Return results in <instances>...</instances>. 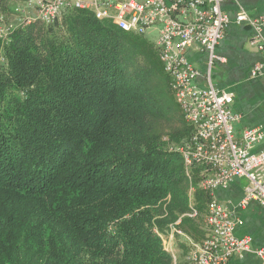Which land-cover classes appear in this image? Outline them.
I'll use <instances>...</instances> for the list:
<instances>
[{"label": "trees", "instance_id": "trees-1", "mask_svg": "<svg viewBox=\"0 0 264 264\" xmlns=\"http://www.w3.org/2000/svg\"><path fill=\"white\" fill-rule=\"evenodd\" d=\"M191 135L149 35L73 8L0 37V264H192L214 194Z\"/></svg>", "mask_w": 264, "mask_h": 264}, {"label": "built area", "instance_id": "built-area-1", "mask_svg": "<svg viewBox=\"0 0 264 264\" xmlns=\"http://www.w3.org/2000/svg\"><path fill=\"white\" fill-rule=\"evenodd\" d=\"M223 0H26L25 13L19 24L41 20L53 23L66 9H82L94 13L98 19H108L117 27L136 34L157 30L155 40L171 91L192 129V135L179 149L186 166L205 167V176L199 185L214 192L227 188L237 179L245 178L248 185L240 207L256 200L264 204V148L255 151L254 145L264 141V126L245 127L240 134L236 124L241 115L232 109L234 94L216 87L212 79L214 64L224 61L217 47L225 37L231 21L230 15L221 6ZM3 17L0 18L2 21ZM234 20L248 25L253 35L250 43L264 51V15L253 16L239 5ZM18 25L7 28L8 33ZM0 33V37L5 35ZM192 48L207 54L205 86L198 83L201 71L187 57ZM252 78L264 75V60L250 70ZM190 216L198 215L193 208ZM208 236L203 242H193L190 254L192 264H227L235 255L252 250L249 235L235 234L242 220L234 218L229 208L213 197L207 207ZM175 233L183 234L173 227L169 238L163 237L167 250ZM264 259V246L255 250Z\"/></svg>", "mask_w": 264, "mask_h": 264}, {"label": "crops", "instance_id": "crops-1", "mask_svg": "<svg viewBox=\"0 0 264 264\" xmlns=\"http://www.w3.org/2000/svg\"><path fill=\"white\" fill-rule=\"evenodd\" d=\"M239 5L244 6L253 16L264 15V0L222 1L221 6L230 15L231 21L216 50L224 61H217L212 72L216 87L234 94L232 109L241 115V120L236 124L238 134L245 127L264 126V75L256 78L250 75L253 65L264 60V51L251 45L252 29L234 20ZM187 57L201 71L198 83L205 86L203 75L207 71V54L199 48H192L187 52ZM262 148L264 141L254 145L255 151ZM245 188L241 179H237L229 187L218 188L213 192L214 197L229 208L234 218L243 221V224L237 226L235 234L238 237L249 235L252 238V250L233 256L227 264H264V259L255 252L264 246V204L251 200L245 207H240ZM169 236L170 234L167 238ZM170 240L172 249L175 247L174 251H177L175 237Z\"/></svg>", "mask_w": 264, "mask_h": 264}, {"label": "rangeland", "instance_id": "rangeland-1", "mask_svg": "<svg viewBox=\"0 0 264 264\" xmlns=\"http://www.w3.org/2000/svg\"><path fill=\"white\" fill-rule=\"evenodd\" d=\"M21 5L24 7V3L21 2ZM18 8H21V6L17 5V3H16V5H14V7L12 8V11L10 13H8V12L6 14L3 13V15H5V17L3 18V22H1V20H0V33L1 34L6 33L8 31L7 28L10 27L12 24L18 25V26L24 25V24L17 23L18 19L20 17H22L23 15H25V13L18 10ZM1 17L2 16L0 15V18ZM147 35H149L151 38L156 40L158 33H157V30L150 29L147 31ZM5 36H7V35H5ZM179 116L181 119V115L177 114L176 112H167L165 114V116H162V118L157 119V121L155 123L156 129L163 134H167V133L171 132L172 130L180 127ZM241 182H242V185H244V186L248 185L247 180L245 178H241ZM168 243H170V244H167V245L172 248L171 240H169ZM173 248L175 249V247H173ZM174 249H173V251H174ZM174 252L178 253V250L174 251Z\"/></svg>", "mask_w": 264, "mask_h": 264}]
</instances>
